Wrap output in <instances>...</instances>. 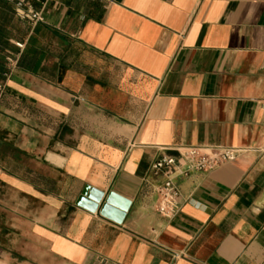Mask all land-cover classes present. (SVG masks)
Segmentation results:
<instances>
[{"label":"crops","instance_id":"crops-1","mask_svg":"<svg viewBox=\"0 0 264 264\" xmlns=\"http://www.w3.org/2000/svg\"><path fill=\"white\" fill-rule=\"evenodd\" d=\"M29 1L43 21L14 14L0 97V264H264V0ZM204 144L242 151L161 216L150 164ZM86 186L128 201L121 223L75 204Z\"/></svg>","mask_w":264,"mask_h":264},{"label":"built area","instance_id":"built-area-1","mask_svg":"<svg viewBox=\"0 0 264 264\" xmlns=\"http://www.w3.org/2000/svg\"><path fill=\"white\" fill-rule=\"evenodd\" d=\"M13 8L14 14L20 20L32 25L43 21L41 9H36L29 0H6ZM21 50L23 43L15 42ZM18 53L7 57V73L16 67ZM4 82L0 83V95ZM238 147H228L219 144L186 145L176 148L177 155L162 156L154 160L149 170L158 183L153 191L157 196V212L166 218L174 217L180 209V188L178 181L195 171H209L221 164L231 162L241 153Z\"/></svg>","mask_w":264,"mask_h":264},{"label":"water","instance_id":"water-1","mask_svg":"<svg viewBox=\"0 0 264 264\" xmlns=\"http://www.w3.org/2000/svg\"><path fill=\"white\" fill-rule=\"evenodd\" d=\"M75 204L90 212L98 211L99 214L121 223L129 203L115 193L109 192L104 195L90 187H84L77 197Z\"/></svg>","mask_w":264,"mask_h":264},{"label":"trees","instance_id":"trees-1","mask_svg":"<svg viewBox=\"0 0 264 264\" xmlns=\"http://www.w3.org/2000/svg\"><path fill=\"white\" fill-rule=\"evenodd\" d=\"M20 32H21V28L18 25V21L14 17L12 7L6 0H0V83L4 82L6 78L5 75L8 71L6 66L8 55L16 54L15 52L14 53L12 52L15 47L14 42H21L20 39H16V37H14V33L18 34ZM21 33L23 35L25 34L24 31ZM17 50L19 51L18 48ZM9 51H11V53ZM20 63H21V54L18 53L16 66L20 65Z\"/></svg>","mask_w":264,"mask_h":264}]
</instances>
